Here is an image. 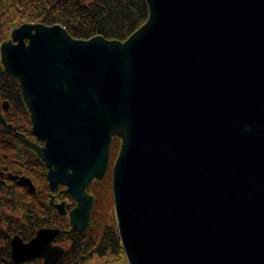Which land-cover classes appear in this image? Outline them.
Wrapping results in <instances>:
<instances>
[{"label": "water", "instance_id": "1", "mask_svg": "<svg viewBox=\"0 0 264 264\" xmlns=\"http://www.w3.org/2000/svg\"><path fill=\"white\" fill-rule=\"evenodd\" d=\"M145 2L147 20L124 41L23 23L0 45L33 133L65 171L69 224L87 228L84 189L118 138L112 190L128 264H264V0ZM47 233L13 237L12 261L55 264L63 249Z\"/></svg>", "mask_w": 264, "mask_h": 264}, {"label": "flooded vegetation", "instance_id": "2", "mask_svg": "<svg viewBox=\"0 0 264 264\" xmlns=\"http://www.w3.org/2000/svg\"><path fill=\"white\" fill-rule=\"evenodd\" d=\"M112 141L104 177L107 171L112 174L116 158L111 160ZM53 158L45 153V141L32 131L31 116L18 82L3 70L0 73V219L7 220H2L3 223L0 220V231H8L9 221L13 219L10 221L13 223L10 225L13 232L9 237L10 248L12 237L26 244L39 230H48L51 246L61 247L63 257L73 246L76 235L82 234L73 231L69 224L68 214L77 203L65 192L67 185L58 181L65 171H57L59 164ZM94 180L84 189L93 199L92 207L95 198L89 188ZM52 232H56L53 237ZM22 264L45 263L42 258H31Z\"/></svg>", "mask_w": 264, "mask_h": 264}, {"label": "trees", "instance_id": "3", "mask_svg": "<svg viewBox=\"0 0 264 264\" xmlns=\"http://www.w3.org/2000/svg\"><path fill=\"white\" fill-rule=\"evenodd\" d=\"M147 17L145 0H0V44L23 23L59 24L75 39L102 36L124 41ZM10 221L8 231H0V264H15L9 254V237L13 234ZM76 236L73 246L56 264H89L94 257L103 259L111 255L125 257L114 225L98 234L89 228Z\"/></svg>", "mask_w": 264, "mask_h": 264}, {"label": "rangeland", "instance_id": "4", "mask_svg": "<svg viewBox=\"0 0 264 264\" xmlns=\"http://www.w3.org/2000/svg\"><path fill=\"white\" fill-rule=\"evenodd\" d=\"M111 146V160L117 155L120 147V140L113 138ZM95 198L93 209L90 215V224L87 227L93 234H98L107 226H115V209L112 190V174L107 171L106 176L100 181L94 180L89 188ZM89 264H128L123 256H108L103 259L93 258Z\"/></svg>", "mask_w": 264, "mask_h": 264}]
</instances>
